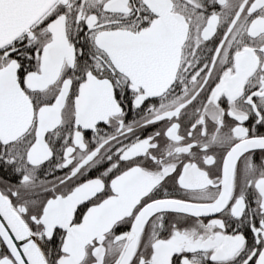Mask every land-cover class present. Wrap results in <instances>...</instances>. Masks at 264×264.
I'll use <instances>...</instances> for the list:
<instances>
[{
  "label": "snow or ice",
  "instance_id": "1",
  "mask_svg": "<svg viewBox=\"0 0 264 264\" xmlns=\"http://www.w3.org/2000/svg\"><path fill=\"white\" fill-rule=\"evenodd\" d=\"M0 264H264V0H0Z\"/></svg>",
  "mask_w": 264,
  "mask_h": 264
}]
</instances>
